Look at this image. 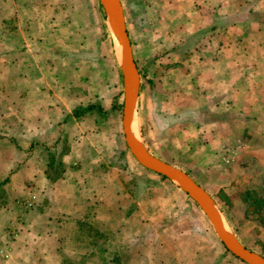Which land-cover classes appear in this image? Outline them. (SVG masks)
<instances>
[{"label":"crops","instance_id":"obj_1","mask_svg":"<svg viewBox=\"0 0 264 264\" xmlns=\"http://www.w3.org/2000/svg\"><path fill=\"white\" fill-rule=\"evenodd\" d=\"M27 1L30 4L28 9H33L30 14L27 8L21 13L17 10L13 12L6 0H0V63L4 62L8 57L7 51L12 48V43L5 41L4 37L13 29L8 22L15 23V29L23 35L21 30H28L24 20L32 21L34 17L39 20L44 16L50 24L52 22L51 30L56 33L52 34L58 41L55 47H59L53 51L54 59L47 60L48 72L67 68L70 73L66 82L51 89L46 97L47 118L43 119L42 116L41 122L31 126L50 145L47 146L46 157L40 156L29 165L23 164L9 170L0 168V238L9 243L7 251L0 245L3 258L0 264H86L88 258L95 259L96 250L101 246L107 247L114 236L112 228L107 227V217L99 208V200L89 207V201L94 199L81 196L84 187L77 181L81 180L90 162L91 166L94 163L101 164V167L104 165L106 170L101 173L116 179L117 204H121L122 196L129 198V205L125 209L114 204L111 210L121 217L118 228L125 224L127 236L133 242L137 241L139 233L129 230L128 225H131L130 218L137 224L141 219L134 216L136 211L140 212L139 215L142 213L139 210L142 204L137 197L149 193L151 188L159 187L168 179L143 167L128 149L126 151L120 130L122 108H117L118 103L122 105L123 97L120 101L116 97L115 102L106 105L109 88L107 68L101 55L96 56V46H88L87 36L82 29L87 21L85 8H90L91 0H88L87 6L84 0H80L79 4L71 0L67 8L61 6V0ZM166 20V83L171 90L170 99L179 97L176 100L180 102L172 104L167 99L166 114L173 120L164 130L171 138L173 132L178 130L185 134L182 154L187 156L188 152L201 149L195 156L202 157L192 159V163L201 162L215 167L222 163L221 152L216 150L232 144L245 162L260 164V172L264 175V0H167ZM62 22L61 28L54 26ZM104 24L106 26L105 18ZM40 26L39 23L33 24L30 29L35 35L32 36L38 37ZM104 30H107V26ZM71 58L76 60L69 69L67 63ZM6 72L7 67H2L0 78H5ZM55 79L51 75L43 77L42 81L47 83ZM122 88L121 81L119 94L123 96ZM140 92L141 85L139 97ZM65 120L70 122L63 125ZM55 125L62 126L61 134L49 142L45 133ZM242 139L245 143L236 146L237 140ZM101 141L110 148L106 157L102 149L99 150L98 143ZM91 149L92 158L89 157ZM93 149H97V152ZM149 151L165 160L150 148ZM114 153L122 163L118 164L116 159L110 157ZM133 160L140 171L133 170ZM191 177L213 197L205 185ZM245 188H254V185ZM70 190L79 193L71 206L69 200L63 201V205L53 202L59 192ZM181 191L186 195L182 203L186 216L180 220L189 224L187 228L193 225L197 233L211 230L216 236L198 205ZM133 207L136 209L133 210ZM21 209L29 211L25 213ZM91 216L93 223L89 219ZM46 218L61 220V227L65 231H61V227L48 228L42 223ZM8 227H16L18 235L6 238L5 229ZM38 227L46 228L38 232ZM65 234L69 238L67 248L63 241ZM53 243L62 247L56 248L57 252H60L59 249L63 251L60 258L53 256ZM228 253L218 251L213 257L214 264H238ZM121 256L110 255L104 259L108 264H124Z\"/></svg>","mask_w":264,"mask_h":264},{"label":"rangeland","instance_id":"obj_2","mask_svg":"<svg viewBox=\"0 0 264 264\" xmlns=\"http://www.w3.org/2000/svg\"><path fill=\"white\" fill-rule=\"evenodd\" d=\"M76 1L78 4L80 3V0ZM121 1L127 32L132 41L138 68L141 70L139 73L141 92L136 108V122L144 144L162 158L173 157L176 166H182L189 170L190 174L205 185L213 195L227 226L236 238L248 248L264 255V229L256 217L247 211V206L240 200L239 195L249 185H254L256 189L264 187V175L260 172L261 165H251L248 161L245 162L238 155V151L235 152L232 144L216 150V152H221L222 163L216 164L215 167H208L200 164L201 162L192 163V159L202 157V155L195 156L197 151L201 150L200 148L188 152L187 156L182 154V149L185 147V142L182 143V139L185 134L178 130L173 132L171 138V135L164 130V127L173 120L166 114L167 99H170L171 96L169 93L171 90L168 89L169 86L166 83L167 41L164 36L167 31V0ZM6 2L13 8V12L17 10L21 13L25 8H30L27 0H11V2L6 0ZM84 2L87 6L88 0H84ZM70 3L71 0H61L63 8L69 7ZM27 12L30 14L29 12H33V9H28ZM85 13L87 21L82 29L87 36L88 46H96V56L101 55L102 62L107 68L109 88L105 100L106 105L110 106L116 101V97L117 101L123 97L119 94L122 75L115 58L113 41L108 29L106 30L107 36L105 34L104 11L98 0H91V6L85 8ZM62 16L65 15L62 14ZM23 22L28 28V30H21L23 35L19 33L18 29H15V23L8 22L13 29L9 34L5 33L4 37L5 41L9 40L12 43V48L7 51L8 57L0 63V69L7 67L6 77L0 78V168L3 167L6 170L23 164L29 165L40 156L46 157L47 146L50 145L48 141L44 142L40 133L31 129V126L38 121L41 122L42 116L43 119L47 118L49 113L46 97L50 94L51 89L65 83L70 73L67 68L64 71L55 69L48 72L47 60L54 59L52 58L53 51L59 48L55 47L58 41L57 37L52 34L53 31L50 27L52 22L50 24L49 19H45L44 16L39 20L34 17L32 21L26 19ZM35 23L41 25L38 37L32 36L35 34H32L30 29ZM62 24L64 22L55 23L54 26L61 28ZM63 38L68 39V37ZM75 60L76 58H71L68 61L69 69L74 66ZM50 73L56 79L44 83L42 78L51 76ZM176 99L179 97L170 99L168 103L178 104L180 101ZM10 104L12 105L10 106ZM121 108L122 105L120 110ZM69 122L70 120H65V123L62 124ZM55 126L50 128V132L45 133L49 142L61 134L62 126ZM120 130L123 136L122 129ZM244 143L243 139L237 140L236 146H242ZM98 144H100L99 150L102 149L101 152L106 157L110 148L104 146V141ZM93 150L97 152V149ZM110 155L111 158L116 159V153ZM89 157H93L92 149L89 150ZM70 160L72 161L73 158ZM104 161L107 160L104 159ZM91 163L92 161L85 168L81 180L77 181L84 187L81 196L94 199L89 201V207L94 201L99 200V208L107 217V227L112 228L114 236L112 241L108 242L110 244L107 247L98 248L95 259L88 258L86 264H108L104 257L110 255H122L121 259L124 264H214L215 254L218 251L222 253L224 250L222 243L218 241L211 230L197 233L193 225L187 228L189 224L180 220L182 216L184 218L186 216V210L182 204L186 195L181 190L174 187L168 180H164L159 187L151 188L149 193L146 192L137 197L142 204V209H139L142 210V213L139 215L140 212L136 211L134 216H140L143 221L140 225L141 219L138 220V224L133 218L129 219L131 225H128V229L139 233L137 241L133 242L127 236L125 224L118 228L121 217L111 210L114 204L121 205V208L125 209L129 205V198L122 196L121 204H117L115 192L118 185L115 182L116 179L101 173L106 170L104 165L101 167V164L94 163L91 166ZM117 163L120 164L122 161L117 160ZM131 164L134 171H140L134 160L131 161ZM220 191H224L230 198V205L224 203ZM78 197L77 190L61 191L58 197L53 198V202L56 205H63V201L68 202L69 200V206H71ZM191 204L193 203L191 202ZM131 208L130 206L129 209ZM135 209L133 207V210ZM21 210L25 213L29 211V209ZM89 219L93 223V216ZM61 222V220H48L47 218L42 220V223H45L48 228L61 227ZM44 228L46 227L41 229L44 230ZM41 229L38 227V232ZM60 229L65 231L63 226ZM5 231L6 238H14L18 235L16 227H8ZM140 239L141 241L138 242ZM68 240V235L65 234L63 238L65 248H67ZM0 245L6 251L9 249V243H5L2 238H0ZM59 247L61 246L55 245V243L51 247L54 258L55 256L60 258L63 253L61 249H59L60 252L56 251V248ZM28 254L30 255V253ZM228 255L234 262L246 264L230 253ZM2 259V255H0V263H3ZM224 264L232 263L224 262Z\"/></svg>","mask_w":264,"mask_h":264},{"label":"water","instance_id":"obj_3","mask_svg":"<svg viewBox=\"0 0 264 264\" xmlns=\"http://www.w3.org/2000/svg\"><path fill=\"white\" fill-rule=\"evenodd\" d=\"M104 11L105 23L111 35L114 54L122 75L121 127L125 145L136 161L177 185L201 209L224 247L246 264H264V255L247 248L227 226L213 197L178 166L152 154L144 144L136 122L140 89V74L133 56L121 0H98Z\"/></svg>","mask_w":264,"mask_h":264},{"label":"trees","instance_id":"obj_4","mask_svg":"<svg viewBox=\"0 0 264 264\" xmlns=\"http://www.w3.org/2000/svg\"><path fill=\"white\" fill-rule=\"evenodd\" d=\"M105 34L107 36V33L105 31ZM132 42V41H131ZM132 44V43H131ZM134 59L136 61V58L134 56ZM137 63V62H136ZM179 64V63H177ZM138 68V65H137ZM139 73H141L140 68H138ZM116 105L114 106V108ZM121 104L118 103L117 108L120 110ZM125 149L127 150V147L124 143ZM149 150V147L147 148ZM165 159V158H164ZM165 160L169 161L172 164H175V159L172 157H167ZM187 174H190L189 171H185ZM162 178L166 179V177L161 176ZM220 195L224 198V203L226 205H230L231 201L230 198L227 196V194L224 191H220ZM240 200L246 204L247 211L256 217L261 227L264 229V187L260 189L256 188H244L240 193ZM192 200V199H191ZM193 201V200H192ZM194 202V201H193ZM195 203V202H194ZM196 204V203H195ZM223 245V244H222ZM247 247V246H246ZM223 248L226 252H229L223 245ZM248 248V247H247ZM250 249V248H249ZM252 250V249H251ZM261 254V253H260Z\"/></svg>","mask_w":264,"mask_h":264}]
</instances>
